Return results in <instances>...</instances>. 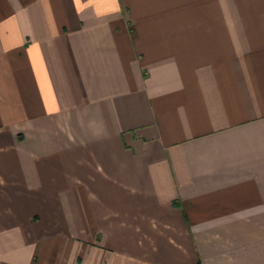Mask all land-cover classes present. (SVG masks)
Segmentation results:
<instances>
[{"label":"crops","instance_id":"crops-1","mask_svg":"<svg viewBox=\"0 0 264 264\" xmlns=\"http://www.w3.org/2000/svg\"><path fill=\"white\" fill-rule=\"evenodd\" d=\"M0 264H264V0H0Z\"/></svg>","mask_w":264,"mask_h":264}]
</instances>
